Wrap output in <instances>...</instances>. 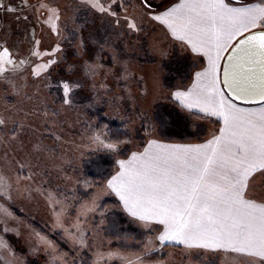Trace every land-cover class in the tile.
<instances>
[{
	"label": "snow or ice",
	"instance_id": "obj_1",
	"mask_svg": "<svg viewBox=\"0 0 264 264\" xmlns=\"http://www.w3.org/2000/svg\"><path fill=\"white\" fill-rule=\"evenodd\" d=\"M149 33L162 60L178 48L190 66L113 94L100 53L115 65L118 42ZM80 72L88 103L68 78ZM0 93V264H264V0H0ZM101 102L122 128L89 115ZM98 153L113 170L82 177ZM18 200L43 201L47 233Z\"/></svg>",
	"mask_w": 264,
	"mask_h": 264
},
{
	"label": "rangeland",
	"instance_id": "obj_2",
	"mask_svg": "<svg viewBox=\"0 0 264 264\" xmlns=\"http://www.w3.org/2000/svg\"><path fill=\"white\" fill-rule=\"evenodd\" d=\"M90 28H92L93 31H95L96 29L99 28V22H97V24L95 26H89ZM39 31V30H38ZM127 39V38H125ZM151 39H152V33H149V35L147 36H141L140 40L137 42L134 38L133 39H127V47L124 46L123 42H118V49H119V61L123 62V61H128L129 64V68L130 70L135 73L136 76V80H130V81H124V80H120L118 79V75L122 74V63L118 62L117 64L113 65L111 58H110V53L105 51L103 53H100L101 55V60L99 61L100 63H103L106 67H105V72L107 73V81L106 83L108 84V86L110 88L113 89V94L119 95L122 94V90L125 86V84H129L131 86V88L135 91L137 90L139 87H141V83H138V78L140 76H144L145 77V81L146 83L150 84V77L151 75L157 71L158 69L161 68V57L153 52L151 50L150 44H151ZM144 40H147V54L151 55L150 58H155L157 59L156 63H143L139 60L140 56H145V53L142 49V45H144ZM52 43V41L50 39H45L43 41V45L42 47L47 48L50 44ZM99 51L98 47L96 45H93L91 43H89V55L88 58L95 61L96 58V54ZM74 52L75 49L71 46L68 47V57L70 61H73L75 59L74 57ZM145 58V57H144ZM112 69L111 72H107L108 69ZM163 71V75H162V79L164 76V70ZM64 73H62L63 75ZM68 78L71 80H81L84 82L85 86L82 89H78V99L80 100L81 103H88L90 101L91 96L93 95L90 88H89V84L91 83L90 80H88L86 77L83 76V73L80 72L78 75L76 76H71L68 75ZM0 95H3V93H0ZM145 107H148L147 104L144 105ZM108 111L107 106L101 102L100 105H97L96 108L94 110H88L89 115L92 116L94 118V115H92L93 113H95L96 115L99 116H103L105 118H108L104 115V113ZM71 115V114H70ZM95 119V118H94ZM112 122H116L117 124H121V121L118 119H111ZM122 125V124H121ZM88 156H85L84 160L88 159ZM83 160V161H84ZM83 161L79 164V169H80V174L83 176H85L84 172H83ZM66 171L68 172L69 175H73L75 176L76 173L72 172L71 168H67ZM59 183H63V181H58ZM17 208L19 207H23L25 209V211L23 212L24 214L30 216V217H35V219L40 220L43 225L45 227H47L49 229L50 224H51V219H50V213L48 211V209L45 207L43 201H26V200H18L17 202ZM25 223H27V221L24 220ZM137 227V226H136ZM142 231V230H141ZM133 234H136L137 232H132ZM16 246L20 249H22L25 253L27 252V246L23 241V238L16 241H13ZM165 252H174L175 249L172 248H167L164 250ZM29 259V261H35V264H44V258L41 255L40 257H27Z\"/></svg>",
	"mask_w": 264,
	"mask_h": 264
},
{
	"label": "trees",
	"instance_id": "obj_3",
	"mask_svg": "<svg viewBox=\"0 0 264 264\" xmlns=\"http://www.w3.org/2000/svg\"><path fill=\"white\" fill-rule=\"evenodd\" d=\"M142 46H143L142 49L145 53V56H144L145 58L143 56H140L139 60L143 63H151V64L156 63L157 59L150 58L151 55L147 54V47H146L147 40H144V45ZM190 63H191L190 60L186 57L185 54H182L178 48L173 49L169 58L167 60L161 61V68L165 72L163 79H162L165 85L174 84L176 82V76L174 73H175V68L177 67V65H183L185 67H188L190 66ZM164 107H168V106L165 104ZM92 115H94L95 119H99L101 121L109 123L110 127L114 130L122 128L121 124L112 122V120H109L108 118L96 115L95 113H93ZM189 131H191V129H189ZM187 138L191 140L196 139L194 136H189ZM82 166H83V172L85 176L88 179L96 180L100 176V170H103V173L106 175L107 172L113 170L114 163L111 161L109 157L105 156L102 153H98L84 160ZM108 203L109 204L116 203L115 198H109ZM18 214L21 215L24 218V220L27 221V223H31L33 227L37 228L38 230L42 229L46 233L49 231V229L45 227L40 220L38 219L32 220L30 216L24 213H18ZM116 220H117V223L120 226H122V230H127L129 232L134 231L137 233L141 231L140 228L136 227L135 225L130 224L126 215L122 212H119L118 210L116 214ZM56 239L58 240L59 243H61V247L67 248V245L59 240L58 235L56 236Z\"/></svg>",
	"mask_w": 264,
	"mask_h": 264
}]
</instances>
